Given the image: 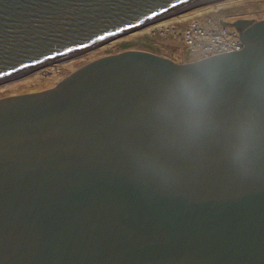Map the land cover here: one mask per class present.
I'll return each instance as SVG.
<instances>
[{"label":"water","instance_id":"water-1","mask_svg":"<svg viewBox=\"0 0 264 264\" xmlns=\"http://www.w3.org/2000/svg\"><path fill=\"white\" fill-rule=\"evenodd\" d=\"M207 1L0 0V67ZM220 21L244 48L126 50L0 97V264H264V18Z\"/></svg>","mask_w":264,"mask_h":264},{"label":"rangeland","instance_id":"rangeland-1","mask_svg":"<svg viewBox=\"0 0 264 264\" xmlns=\"http://www.w3.org/2000/svg\"><path fill=\"white\" fill-rule=\"evenodd\" d=\"M185 9L179 13L175 11L174 15H171L174 11L163 14L161 17L167 18H163L162 22L149 26L148 23L158 21L154 19L139 29L124 33L79 56L51 60L36 69L17 72L16 76L25 74L0 86V97L47 89L90 60L126 50L147 51L182 63L195 61L204 55L199 50H192L183 36L194 20L219 24V33L225 26L220 20L234 22L238 19H253L252 22H255L264 18V0H208ZM226 27L230 31L234 30L232 25Z\"/></svg>","mask_w":264,"mask_h":264},{"label":"built area","instance_id":"built-area-1","mask_svg":"<svg viewBox=\"0 0 264 264\" xmlns=\"http://www.w3.org/2000/svg\"><path fill=\"white\" fill-rule=\"evenodd\" d=\"M218 25L211 21L201 23L194 20L185 29L187 34L184 33L183 36L191 49L202 48L199 51L204 55L203 58L244 48V42L238 31L234 28L230 31L226 27L228 25L224 24L225 26L218 33Z\"/></svg>","mask_w":264,"mask_h":264},{"label":"snow or ice","instance_id":"snow-or-ice-1","mask_svg":"<svg viewBox=\"0 0 264 264\" xmlns=\"http://www.w3.org/2000/svg\"><path fill=\"white\" fill-rule=\"evenodd\" d=\"M152 19H155V17H153ZM144 23H145V21H142V20L139 21V23L129 21V22H127L125 27H119V25H117V27H118L119 33H128L132 29H139L141 27V25ZM117 34L118 33H110V35H117ZM97 39L103 40V39H106V37L98 36ZM35 53H36L35 56H29V58L33 60V64H31V65L25 64L21 60V61H19L20 68L15 67V65H10L11 71L6 70L4 67H0V84L8 83V81L3 80V77H6V76L10 77L14 73L23 71V69H25V68H31V67H35V65L42 64L43 61L40 60V58H39L40 56H43L45 60L50 59V57L43 51L39 50V51H36ZM55 55H64V53L56 52ZM51 58H54V57H51ZM6 63L7 62L0 63V64H6Z\"/></svg>","mask_w":264,"mask_h":264},{"label":"bare ground","instance_id":"bare-ground-1","mask_svg":"<svg viewBox=\"0 0 264 264\" xmlns=\"http://www.w3.org/2000/svg\"><path fill=\"white\" fill-rule=\"evenodd\" d=\"M178 8H179V6H177L175 9H178ZM161 20H162V19H159L158 21H155L154 23H148V24H149V26H150V25L152 26V25H155V24H157V23L162 22ZM251 23H252V22H251ZM251 23H249L248 26H249ZM146 25H147V24H146ZM248 26H247V27H248ZM233 28H234L236 31H238L237 28L235 27V25H233ZM244 29H245V28H244ZM192 50H200V49L197 48V49H192ZM23 74H25V73H21V74H19V76H20V75H23ZM20 77H21V76H20Z\"/></svg>","mask_w":264,"mask_h":264},{"label":"clouds","instance_id":"clouds-1","mask_svg":"<svg viewBox=\"0 0 264 264\" xmlns=\"http://www.w3.org/2000/svg\"><path fill=\"white\" fill-rule=\"evenodd\" d=\"M225 25H227V24H225ZM201 59H202V58H201ZM53 86H54V85H53ZM199 103H200V106L203 107L204 104L206 103V100H205V99H201V100L199 101Z\"/></svg>","mask_w":264,"mask_h":264},{"label":"flooded vegetation","instance_id":"flooded-vegetation-1","mask_svg":"<svg viewBox=\"0 0 264 264\" xmlns=\"http://www.w3.org/2000/svg\"><path fill=\"white\" fill-rule=\"evenodd\" d=\"M247 26H248V25L244 26L243 28H245V29H246V28H247ZM245 29H242V30H245Z\"/></svg>","mask_w":264,"mask_h":264},{"label":"trees","instance_id":"trees-1","mask_svg":"<svg viewBox=\"0 0 264 264\" xmlns=\"http://www.w3.org/2000/svg\"><path fill=\"white\" fill-rule=\"evenodd\" d=\"M4 84H6V83H4ZM4 84H1L0 86H3Z\"/></svg>","mask_w":264,"mask_h":264}]
</instances>
